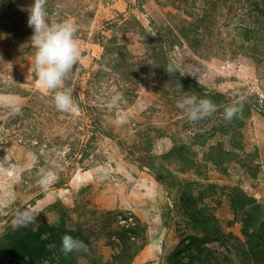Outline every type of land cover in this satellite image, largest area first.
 I'll use <instances>...</instances> for the list:
<instances>
[{
    "label": "rangeland",
    "instance_id": "obj_1",
    "mask_svg": "<svg viewBox=\"0 0 264 264\" xmlns=\"http://www.w3.org/2000/svg\"><path fill=\"white\" fill-rule=\"evenodd\" d=\"M262 1L46 0L48 22L77 27L81 56L65 86L80 110L69 114L34 82L33 30L20 10L33 0H0V240L64 227L89 248L67 264H112L123 249L137 255L122 264H264ZM192 27L196 48L184 36ZM184 92L216 111L189 121L176 107ZM237 102L242 112L226 120L224 107ZM116 111L126 116L119 126ZM41 167L56 174L47 190ZM239 191L260 208H239ZM23 209L35 224L14 223ZM204 213L206 230L194 224Z\"/></svg>",
    "mask_w": 264,
    "mask_h": 264
},
{
    "label": "clouds",
    "instance_id": "obj_2",
    "mask_svg": "<svg viewBox=\"0 0 264 264\" xmlns=\"http://www.w3.org/2000/svg\"><path fill=\"white\" fill-rule=\"evenodd\" d=\"M45 5L46 0H33L30 6L20 9L28 13L27 24L33 30L29 45L34 49V82L53 93V102L58 111L75 114L80 110L79 105L73 98V90L65 85L81 56L80 44L76 35L77 27L72 19L48 22ZM166 71L174 72V65L170 63ZM121 100V93L113 95L106 103L109 111L118 108ZM238 104L239 102L224 107L226 120L231 121L242 112V107ZM176 107L189 121L194 123L211 116L217 109L211 99L199 98L189 92H184L183 98L177 101ZM12 112L14 114L21 113L20 106L14 103ZM113 122L119 126L126 122V116L122 112L116 111ZM0 169H3L2 161H0ZM55 179L56 174L50 169L41 167L37 171V183L45 190ZM36 221L37 215L28 209L17 210L14 218V223L19 227H28L35 224ZM58 222L59 217L57 216ZM56 247L55 243L47 245L50 251ZM59 251L67 256L74 252L87 253L89 248L79 238L65 234L61 237Z\"/></svg>",
    "mask_w": 264,
    "mask_h": 264
},
{
    "label": "trees",
    "instance_id": "obj_3",
    "mask_svg": "<svg viewBox=\"0 0 264 264\" xmlns=\"http://www.w3.org/2000/svg\"><path fill=\"white\" fill-rule=\"evenodd\" d=\"M189 1L190 0H180V2H183V3H187ZM260 6H263V8H264V0L262 1V3L256 4L257 9H261ZM263 8L260 11L261 13H264ZM262 15H264V14H262ZM260 17H261V15H260ZM260 17H259V20H260ZM259 20H258V22H259ZM262 20H263L262 22H264L263 18H262ZM195 28L196 27H192L191 32H188V33L184 32V36L186 37L187 41L194 48L197 47L196 44L198 41V36H197V30L198 29H195ZM262 29L263 30L262 31L260 30L259 33L264 32V28H262ZM244 31L246 32L245 35H249L250 33H253L254 31L256 32V29L255 28L252 29L251 27L244 25ZM189 33H194L193 37H191L189 35ZM249 49H252L255 52H258L257 49L254 47L253 48L250 47ZM58 186H59V184H58ZM238 196L240 199L239 208L243 209L249 205V206L254 208V212H255V209L260 208V205L257 204L256 200L253 197L246 195L244 192L239 191ZM247 215H248V221L251 220L253 215H251V214H247ZM203 217L204 218H202V220L196 219L194 221V224H198V225L202 226V228H204L205 230L211 228L210 225H211L212 221L206 217L205 213L203 214ZM249 217H250V219H249ZM249 227L250 226H248V228ZM248 228L244 227L243 232L246 236L249 235L251 237V239L254 240L257 234L250 233ZM48 230H49V235H48L49 237L42 238V237H45ZM61 232H62V235H65V234L71 235V232L66 230L64 227H55V228L51 229L49 227H41L40 226L37 230L28 229V228H25V229L21 228L19 230H12V231L8 232L4 236L2 241L0 240V253L3 254L2 259H0V264H12L13 261H15V264H19L22 261L24 263L26 259L29 260L28 264H40V263L42 264L44 262L45 263L47 262V264H67L66 256L59 251V247H60L59 244L56 245L57 247L54 250L50 251L47 248V245H49L51 243L56 244V240L59 238L58 234ZM128 232H130V231H128ZM190 238H188L189 239L188 244H185L188 239L183 240L182 246L189 245L191 240L192 241L194 240L193 237H190ZM119 239H120V241L124 242V244H125V242L128 240L127 233L122 234ZM60 241H61V239H60ZM123 247H125V246H123ZM187 248H188V246H187ZM179 254H180V252H179ZM136 255H137V251L128 253L123 249L119 254L114 256V260H113L112 264H122V262L124 260H127V259L130 260L133 257H135ZM175 264H180V263H179V261H176Z\"/></svg>",
    "mask_w": 264,
    "mask_h": 264
}]
</instances>
